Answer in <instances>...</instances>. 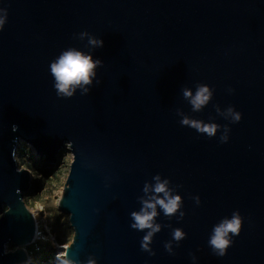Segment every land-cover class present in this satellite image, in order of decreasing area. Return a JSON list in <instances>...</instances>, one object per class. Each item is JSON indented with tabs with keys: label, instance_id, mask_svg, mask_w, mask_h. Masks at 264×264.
Listing matches in <instances>:
<instances>
[{
	"label": "water",
	"instance_id": "1",
	"mask_svg": "<svg viewBox=\"0 0 264 264\" xmlns=\"http://www.w3.org/2000/svg\"><path fill=\"white\" fill-rule=\"evenodd\" d=\"M0 264H29L25 248L35 220L24 195L40 188L15 150L28 142L34 165L52 172L72 157L57 199L73 233L59 246L98 264H264V0H0ZM102 38L89 93L58 97L50 63L64 49L89 50L82 31ZM96 81H99L97 83ZM207 83L215 91L192 112L182 89ZM233 89L229 92V89ZM242 113L232 123L214 105ZM182 109L227 124L209 138L182 126ZM15 126V130L14 127ZM160 173L183 197L185 216H164L152 242L131 228L146 181ZM199 195L197 205L193 197ZM239 210V235L223 257L208 240L213 226ZM186 237L165 242L172 229ZM8 243L13 248H7ZM196 260L193 261L192 256Z\"/></svg>",
	"mask_w": 264,
	"mask_h": 264
},
{
	"label": "clouds",
	"instance_id": "2",
	"mask_svg": "<svg viewBox=\"0 0 264 264\" xmlns=\"http://www.w3.org/2000/svg\"><path fill=\"white\" fill-rule=\"evenodd\" d=\"M8 10L0 7V30L6 23ZM87 37L89 50L71 46L64 49L50 63V73L54 78V88L58 97L71 98L79 89L81 95L87 94L97 77V68L103 65L100 58H94L93 50L103 46V39L98 38L88 31H82L78 34V38L84 40ZM99 83V81H96ZM215 89L207 83H197L195 91L191 87L182 89L183 98L191 105L192 112H200L209 104L214 95ZM232 92L233 89H229ZM216 113L229 119L232 123H238L242 118V113L235 110L234 106H228L226 109H221L220 106L214 105ZM177 115L182 117L179 121L182 126H188L195 129L201 134H206L209 138L216 136L220 132V142L225 143L229 140L230 127L225 124L221 125L214 121L205 122L202 119L193 118L183 112L182 109H177ZM14 130H15V126ZM171 180L163 177L160 173L155 174L151 181H146L143 185V195L138 197L141 204L139 210H134L130 213L131 228L137 231L145 232L141 240L142 251L148 252L150 255H155V251L151 245L154 235L161 231L162 227L171 225H162L157 222V217L161 211L164 216L171 219L176 216L178 220H182L185 212L182 210L183 197L176 191L180 185L170 186ZM195 203H201L199 195L193 197ZM243 217L239 210L232 213L231 217L222 218L213 226L212 233L208 240V244L213 254L223 257L226 255L228 248L233 244V237L239 235L242 227ZM172 239L165 242V249L170 254H173V242L179 246L187 233L181 228L172 229ZM193 261L196 260L195 255L192 256ZM57 264H98L95 257H89L87 261H81L69 256V252L65 250L57 256Z\"/></svg>",
	"mask_w": 264,
	"mask_h": 264
},
{
	"label": "rangeland",
	"instance_id": "3",
	"mask_svg": "<svg viewBox=\"0 0 264 264\" xmlns=\"http://www.w3.org/2000/svg\"><path fill=\"white\" fill-rule=\"evenodd\" d=\"M71 157V151L69 149L65 150L57 167L52 172L45 175L43 171L48 168L43 165H34L37 160V154L28 142L23 140L20 141L15 150V159L18 166L20 167L21 164H23L30 170L32 174V182L35 187L40 184L39 189L32 193L25 194L23 198L26 206L31 210H35L36 218L39 220V228L45 230L43 236L38 239L39 247L37 248L40 250L41 245L44 246L40 252L41 256L44 258L51 256L53 251V248L48 241L53 243V256L57 257L58 255L55 256L54 252L56 251L58 254H61L62 251L59 246L67 244L71 240L73 233V230L69 225L68 214L60 211L57 207V199L60 195L59 190L62 189ZM59 234L63 238V241L60 244L54 241V237ZM40 242L42 243L41 245ZM33 246L34 244L31 243L26 245L25 248L29 252V249ZM13 247L12 244L8 243L7 248ZM28 254L29 256L31 255V253Z\"/></svg>",
	"mask_w": 264,
	"mask_h": 264
},
{
	"label": "trees",
	"instance_id": "4",
	"mask_svg": "<svg viewBox=\"0 0 264 264\" xmlns=\"http://www.w3.org/2000/svg\"><path fill=\"white\" fill-rule=\"evenodd\" d=\"M43 172H44V174H46L47 173V169H45ZM55 239H56V241L58 243H61L63 241V238L60 236V234L55 236ZM48 242H50V245H51V247L53 248V251H54L53 243L51 241H48ZM41 244L42 243L40 242V245ZM43 248H44V246L41 245V249L40 250H38V249L35 250L34 247H31L29 249L30 251L28 253H31V255L29 256L30 264L31 263H36V264H57V257L53 256V251H52V255L51 256H48L46 258L41 256L40 252H41V250ZM40 261H44V262H40Z\"/></svg>",
	"mask_w": 264,
	"mask_h": 264
},
{
	"label": "built area",
	"instance_id": "5",
	"mask_svg": "<svg viewBox=\"0 0 264 264\" xmlns=\"http://www.w3.org/2000/svg\"><path fill=\"white\" fill-rule=\"evenodd\" d=\"M20 167H25L23 164H21V166ZM60 192H61V190H59ZM34 215V220H35V235H34V237H33V240L31 241V243H33L34 244V249L36 250L38 247H39V245H38V239H40L42 236H43V232L45 231V230H43V229H41V228H39V220L36 218V214L34 213L33 214ZM53 238V237H52ZM54 241L55 242H57L56 240H55V237H54ZM30 243V244H31ZM58 243V242H57ZM60 244V243H59ZM30 251V250H29ZM62 251V253H63V250H61ZM28 252V251H27ZM54 255L55 256H57V255H59L56 251L54 252Z\"/></svg>",
	"mask_w": 264,
	"mask_h": 264
},
{
	"label": "bare ground",
	"instance_id": "6",
	"mask_svg": "<svg viewBox=\"0 0 264 264\" xmlns=\"http://www.w3.org/2000/svg\"><path fill=\"white\" fill-rule=\"evenodd\" d=\"M31 210V209H30ZM31 212L34 214L35 213V210L33 209V210H31Z\"/></svg>",
	"mask_w": 264,
	"mask_h": 264
}]
</instances>
